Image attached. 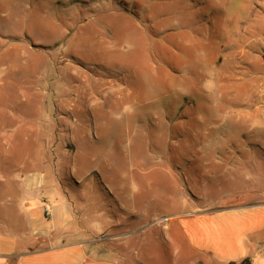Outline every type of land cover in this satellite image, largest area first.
Returning <instances> with one entry per match:
<instances>
[{
	"label": "rangeland",
	"instance_id": "rangeland-1",
	"mask_svg": "<svg viewBox=\"0 0 264 264\" xmlns=\"http://www.w3.org/2000/svg\"><path fill=\"white\" fill-rule=\"evenodd\" d=\"M5 4L21 10L0 11V199L11 207L48 168L73 183L75 149L109 188L101 202L126 262L182 264L180 216L264 184V0Z\"/></svg>",
	"mask_w": 264,
	"mask_h": 264
},
{
	"label": "crops",
	"instance_id": "crops-1",
	"mask_svg": "<svg viewBox=\"0 0 264 264\" xmlns=\"http://www.w3.org/2000/svg\"><path fill=\"white\" fill-rule=\"evenodd\" d=\"M0 11L21 10L0 0ZM73 158V183L62 182L51 167V178L27 185L12 207L6 190L0 199V264H140L137 258L127 263L132 252L114 246L122 235L111 234L119 220H106L112 215L106 208L110 201L101 202L104 192L111 195L109 188L87 178L89 169L79 168L83 157L75 149ZM146 167L151 169L150 164ZM117 189L120 193L124 188ZM111 192L113 204L125 212L118 194ZM244 192L243 198L212 210L180 216L182 264H264V184L250 185Z\"/></svg>",
	"mask_w": 264,
	"mask_h": 264
},
{
	"label": "trees",
	"instance_id": "trees-1",
	"mask_svg": "<svg viewBox=\"0 0 264 264\" xmlns=\"http://www.w3.org/2000/svg\"><path fill=\"white\" fill-rule=\"evenodd\" d=\"M231 264H250L249 260H243L240 263H231Z\"/></svg>",
	"mask_w": 264,
	"mask_h": 264
},
{
	"label": "built area",
	"instance_id": "built-area-1",
	"mask_svg": "<svg viewBox=\"0 0 264 264\" xmlns=\"http://www.w3.org/2000/svg\"><path fill=\"white\" fill-rule=\"evenodd\" d=\"M45 214H48V209L45 208Z\"/></svg>",
	"mask_w": 264,
	"mask_h": 264
}]
</instances>
